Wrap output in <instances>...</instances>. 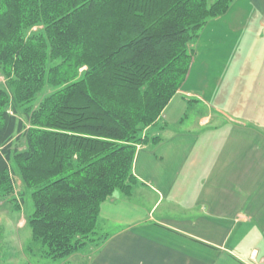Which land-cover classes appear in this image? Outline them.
I'll use <instances>...</instances> for the list:
<instances>
[{"label":"trees","instance_id":"16d2710c","mask_svg":"<svg viewBox=\"0 0 264 264\" xmlns=\"http://www.w3.org/2000/svg\"><path fill=\"white\" fill-rule=\"evenodd\" d=\"M233 1L0 0V197L18 175L40 253L62 259L94 242L102 204L131 195L138 146L161 139L146 129Z\"/></svg>","mask_w":264,"mask_h":264},{"label":"crops","instance_id":"0c3cea01","mask_svg":"<svg viewBox=\"0 0 264 264\" xmlns=\"http://www.w3.org/2000/svg\"><path fill=\"white\" fill-rule=\"evenodd\" d=\"M257 33L264 0H234L202 29L198 40L213 45H194L186 82L146 129L160 141L137 148L140 183L102 204L105 240L84 264H264V51L246 58L235 44Z\"/></svg>","mask_w":264,"mask_h":264},{"label":"rangeland","instance_id":"374dc122","mask_svg":"<svg viewBox=\"0 0 264 264\" xmlns=\"http://www.w3.org/2000/svg\"><path fill=\"white\" fill-rule=\"evenodd\" d=\"M210 1L213 2L214 0ZM252 21L255 24L256 21L254 18ZM249 38L251 39V37ZM252 39H254L252 40L254 43L249 45L244 36H240L237 40L236 38H229L226 46L230 49L233 45L232 42L236 40L235 44H238L243 55L249 58L250 52L256 51L259 48L258 45H260L264 51V33L260 35L257 33ZM196 43L194 45H196L199 50L203 48L206 50V46L213 45L210 41H205L203 39L198 40ZM227 54L228 49H225L220 52L212 53L211 57L214 59H224L225 56L227 57ZM196 56L197 58L199 57V51L196 52ZM191 81L192 79L189 81L188 87L192 88L194 92H197V95L198 93L201 95L202 91L199 89L200 85L195 84V82L191 84ZM6 87L7 79L0 71V88ZM51 90L50 87H47L39 93L33 102V107H36ZM191 117L193 118V111H190V118ZM190 118L185 119L183 121L184 124L190 122ZM24 146L25 142L22 140L19 143V147L24 148ZM13 176L15 187L13 193L8 197H0V264H84L85 262L81 260V257L85 256L86 251L89 252L92 249L96 250L97 247H100L104 241V237L97 231L96 235L93 236L95 237V241L88 242L82 249L77 251L78 253L76 252L77 254L75 256L70 255L66 258L57 260L44 256L40 253L38 247L34 246L31 229L28 226V218L33 211L31 194L24 187L21 178L18 175ZM22 193H24L23 196ZM117 193L125 196L121 192ZM98 238H100V240Z\"/></svg>","mask_w":264,"mask_h":264}]
</instances>
